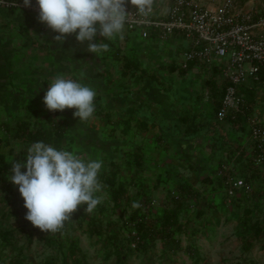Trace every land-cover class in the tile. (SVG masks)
I'll return each mask as SVG.
<instances>
[{
    "label": "trees",
    "instance_id": "1",
    "mask_svg": "<svg viewBox=\"0 0 264 264\" xmlns=\"http://www.w3.org/2000/svg\"><path fill=\"white\" fill-rule=\"evenodd\" d=\"M16 8L25 12H33L21 7ZM260 15L264 16L263 13ZM42 26L43 23H41L40 29L44 30ZM129 30L125 29L126 39L129 37ZM120 36L121 34L113 40H104L103 43L109 45V50L100 53L99 56L91 53L89 57H80L75 51L70 52V47L67 49L65 46L64 49H67L68 57L62 60L64 69L67 63L79 59V64L84 68V71L81 70V72L83 71L82 74L84 76L89 74L91 83L117 103L127 105L125 101L130 97V91L133 87H138L133 99L136 100L139 96L146 98L139 105L135 104L137 107L139 106L140 109H138L141 112H144L146 108L148 109L150 103L155 108L162 104L160 106L161 111L156 114L153 113L155 116H143L145 114L136 112L137 109L133 105H131V110L127 109L128 115L125 114L127 116H120V121L124 123L135 120L134 125L130 123L121 128L119 138L111 136L115 140L112 143L117 146L114 153H105L99 159L91 157L92 151L85 146L87 137L79 135L80 132L77 130L84 128V131L91 134L93 140L90 138V141H95L98 146L100 144L98 134L101 127L98 126L95 129L90 127L88 121L80 122L78 118L73 116L75 109H65L63 112L49 111L44 106L43 116L39 120L31 121L24 118L18 119L14 123L3 121L1 128L3 132L0 133V185H11L7 179L10 174L11 160L14 158L26 163V149L36 141H44L57 149L65 148L77 155L86 154L91 160L103 162L99 174L103 190L97 193L102 197V202L90 213L84 211L86 205L78 207L72 215V220L65 222L64 228L60 232L55 234L43 232L44 243L58 251L56 256L48 255L44 259V263L94 264L88 260V255L82 250L78 237L73 234L77 228L86 226L89 235H97L103 242L104 246L101 251H104L106 259H113V264H133L131 262L133 254L140 255L141 264H180L175 255L182 249L181 233L187 232L189 235L195 236L201 231L211 237L214 231V226L208 222V217L204 218L207 210L204 207L198 208L186 203V200L192 201L193 198L199 199V197H208L209 203L212 202L215 207L223 210L227 206L226 198L230 197L232 203L236 204V209H232V215L237 216L235 228L236 233L242 239L243 250L245 252L251 251L257 242L262 243L261 245L264 247V161L258 162V152L254 141L253 144H246L251 138L248 118L253 116L252 110L257 106L259 92L264 89V70L260 71L258 80L240 86L247 99L245 112L236 113V115L229 114L225 119L220 120L218 113L226 82L218 79L220 67L218 65L212 66L213 75L204 79V84L209 86L210 97L214 102L212 116H206L202 112H197V115L193 113L191 116H186L187 112L184 113L179 108L178 110L175 109V105L170 103L169 92L171 87L169 86V90L165 88L163 84L165 80L163 78L160 81L157 79L159 81L157 88L153 85L154 74L150 73L139 59L128 55L127 45L123 49L119 46ZM140 36H142L141 33ZM145 38L158 39L154 31ZM99 39L103 40L97 35L95 42ZM170 40L172 39L166 41L170 42ZM107 54L110 56L106 59ZM99 57L105 58L102 60ZM69 58L72 59L71 62L68 61ZM104 61L108 65L105 66ZM193 65L194 62H190L187 68H181L176 61L171 60L167 67L171 71L179 70V73L185 75ZM103 66L106 68L104 69ZM159 66L163 67L162 65ZM66 71L69 72V68ZM113 71L117 75H113ZM62 72L65 73V70ZM41 82L46 89L51 83L46 76L42 78ZM8 93L5 92V94ZM175 94H178L180 98L190 97L183 96L179 92H175ZM98 100L96 97L94 98V113L98 116L105 115L106 113H104ZM176 100H179L177 96ZM161 112L164 116H159ZM102 117L105 119L104 116ZM111 120L109 117V121ZM117 122L118 124L121 123ZM220 122L223 123L220 124ZM260 123L264 127V122ZM131 129L134 131L132 138L129 136ZM135 134L137 136L142 134L146 139L148 138V143L147 145L144 143L146 146L143 143H133L131 150V148H127L129 145L127 142H133L132 139L137 138ZM12 140H14L15 147L8 148ZM204 140L208 143H204ZM76 143L80 144L78 148L75 147ZM203 144H206L210 151L200 150ZM159 147L166 150L174 147L175 149L172 151L177 150V153L175 151L173 153L177 156L174 159L169 156L162 159L164 164L169 163L168 160L170 159L175 171H172V166L160 165L159 152L156 151V155L153 152ZM197 148L200 152L197 151ZM190 150L197 151L198 154L191 156ZM18 151L20 152L17 153ZM150 154L153 155V158L150 157ZM179 154L188 157L182 158L179 157ZM210 162H215V165L210 167ZM161 166L165 167L164 173L157 175L153 168L160 169ZM227 166H229L228 169H226ZM179 168L183 173L178 171ZM185 170H189V176L184 173ZM22 171H26V169L22 168ZM146 171H151L150 176L152 178L146 175ZM231 174L244 179L251 186V190L235 188L234 192L230 194L226 178ZM172 179H174L173 187H168L167 184ZM176 179L179 181L175 182ZM197 184L203 187V192H200V189L196 187ZM160 185L165 188L167 202L155 208V206L152 207L153 204L151 203L153 199L152 190L153 187L157 189ZM217 194L219 195L215 199ZM172 200L174 204L169 206ZM134 203L139 206L134 207ZM190 205L194 208H191ZM22 208L27 210L24 207V201ZM128 209L131 210L126 213ZM182 213L192 220L193 226H188L185 229L186 222L181 221ZM2 215L7 216V213L3 212ZM202 218H204V224L198 227L197 224L201 222ZM39 231H41L39 228L33 227L32 230L25 232L27 246L33 243V237ZM0 239L12 249L13 247L16 248L17 239L12 230L0 228ZM157 240H161L162 244L159 253L154 251ZM184 251H187L192 259L189 264H208L202 257L200 248L194 239L189 240ZM21 253L22 251L9 259L0 256V261L4 260L5 264H26V258ZM183 264H186L185 261Z\"/></svg>",
    "mask_w": 264,
    "mask_h": 264
},
{
    "label": "rangeland",
    "instance_id": "2",
    "mask_svg": "<svg viewBox=\"0 0 264 264\" xmlns=\"http://www.w3.org/2000/svg\"><path fill=\"white\" fill-rule=\"evenodd\" d=\"M202 4L207 6H215L219 4L222 0H199ZM159 4L161 5L160 10L162 12L165 11L168 5H170L173 0H158ZM240 7L242 10H250L253 8L254 14L260 15L264 14V0H240L239 2ZM125 29L129 30L128 28H124V31L122 32L120 39H119V46L123 49L126 47L128 50V55L133 56L134 58H137L141 61L143 66H146L148 68V71L154 74V80L153 85H155L157 88L159 87V81L163 78L165 82L163 84L165 85V88L169 90V86L171 87V91L169 92V95L171 97L170 103L175 105V109L178 110L182 109L184 113H186V116H191L193 113L198 114L197 112H202L206 116H212L213 112V99L210 97V88L209 86H206L204 84V79L207 77L213 75V72L210 71L208 67H205L204 65L193 61L194 65L190 67L185 75L179 73V70L171 71L168 69L167 64L171 60L176 61L179 64V61L182 57L183 49L187 47V44L184 39L181 37L180 41L175 44H170L169 42H162L158 39H146L145 37L140 36L139 30H129L128 32V38H125ZM16 32H13L15 34ZM33 33L35 38L40 40L39 46L34 47L33 42L31 39L22 37L20 33L18 36L28 44L25 46H20L19 51L15 50L14 55L7 56L3 58V61L5 63H10L13 66V73H9L8 76H10L9 83L7 82H0V93L6 92L8 94H0V133L3 131L1 130L3 121H10L15 122L18 119H30L31 121H36L42 118L43 111H44V103H43V97L48 88L44 86V84L41 82V77H48L50 81H52L58 74H63L66 76V78L71 77V79L76 80L80 83H83L87 86L92 87L96 91V98L99 99L98 102L102 105L105 115L98 116L96 113L93 114L91 118H89L87 123L92 128H98V126L101 127L98 138L100 140V144L97 146L95 141H90L91 134L84 131V128H79L77 132L79 131V135H83L87 137L86 140V147L92 151L90 154L92 158H100L105 153H114L116 151V145L112 143V141H115L111 138V136H116L119 138L121 128L128 126V124L134 125L133 122L127 121L126 123L120 121V116H127V105L126 104H120L117 103V101H114L113 99H110L109 96L107 97L104 92H102L100 89L95 87V84L91 83V80L89 79V74L83 75L82 72L84 71V68L79 64V59L74 60L72 63H67V65L64 67L65 73L62 72L59 68V59L56 57V54L52 51V44L55 42L53 37L57 35V33L53 31H45L40 28H33ZM32 34V33H31ZM11 35V32H10ZM13 35V37L16 39V36ZM33 35V34H32ZM27 36V35H26ZM73 37L72 35H69V37ZM75 37V36H74ZM73 37V38H74ZM68 38V37H67ZM3 39L6 40L7 37L3 36ZM29 39V40H28ZM101 42L99 39L97 43ZM73 44V42H66V45L70 47L71 49L74 48L75 45H69ZM76 43H78L76 41ZM75 44V43H74ZM80 48L83 49L81 52V55L84 54L83 57H86L89 53L87 51V42L84 44L78 43ZM49 45L48 50L46 51V47ZM76 47V46H75ZM44 49V50H43ZM68 49V48H67ZM44 51V52H43ZM71 52V50H69ZM51 52V53H50ZM83 53V54H82ZM72 55V54H71ZM90 56V54H89ZM88 56V57H89ZM110 55H106V59ZM68 57V56H65ZM63 59H67V58ZM99 58H105V57H99ZM92 59V58H91ZM81 60V59H80ZM69 62L72 61V59H68ZM33 63H40L41 66H43V70L45 71V75L43 73L37 74L36 77L29 73V70L27 68L28 65ZM105 66L108 65L106 61L103 63ZM159 65H162L163 67H160ZM105 66L104 69L106 68ZM180 66V64H179ZM20 68V70L15 69ZM27 68V69H26ZM69 68V72L66 71V69ZM24 69V71H22ZM81 70H83L81 72ZM113 75H117L113 71ZM1 76V75H0ZM40 77L39 79H37ZM36 78V79H35ZM32 79V80H31ZM159 81H158V80ZM34 80V81H33ZM108 84V82H107ZM147 85V82H145ZM154 86V87H155ZM138 87H133L132 91H130V99L132 100L135 98V91H137ZM175 92H179L181 95L190 96V97H184L180 98L178 94H175ZM13 93V94H12ZM16 93V94H15ZM180 95V96H181ZM31 96V97H30ZM176 96L179 100H176ZM138 99L140 101L146 100L145 96H139ZM135 100V99H133ZM154 104V103H153ZM162 104L158 105L157 108H155L154 105H151L144 109V112L139 110V106L133 105L136 107V112L138 111L139 114H145L143 116H155L153 113H157L158 111H161ZM181 106V107H180ZM139 108V109H138ZM126 111L124 112V110ZM132 112V111H131ZM253 115L258 118L260 122H264V89L259 92V96L257 97V106L253 108L252 110ZM127 113V115H125ZM121 114V115H120ZM201 114V113H200ZM199 114V116H200ZM104 116L105 119L102 117ZM132 116V115H129ZM137 116V115H135ZM134 116V117H135ZM164 116L163 112H161V115ZM195 116V115H194ZM109 117H111V121H109ZM130 118V117H129ZM121 122L118 124V122ZM223 122H220L222 124ZM134 129V128H133ZM131 129L129 132L130 138L133 137L134 131ZM135 130V129H134ZM2 131V132H1ZM95 132V131H94ZM135 132H137L135 130ZM140 133H144L142 131H139ZM89 134V135H88ZM142 134L136 135L137 138L132 139L133 142H127L129 145L127 148H131L133 143L135 144H142L144 146L147 145V140L145 136H142ZM146 135V134H145ZM91 140H93L91 138ZM118 140V139H117ZM129 140V139H128ZM90 141V143H89ZM206 140H204V143H208ZM102 142V143H101ZM81 143V142H80ZM146 143V145L144 144ZM253 144V140L251 138L248 139L246 144ZM11 145H8V148L11 146L15 147L14 140L11 141ZM76 148L80 144L76 143ZM245 144V146H246ZM204 147V148H203ZM107 149V150H106ZM170 149V150H168ZM167 150L164 149H155L153 152L154 155H156L157 152H159V156L161 159L160 165L165 166H172V171H175L173 168V162L169 159L168 162L164 164L162 162V159L166 158L167 156L171 158H175L173 153L175 150L172 151L173 148H168ZM16 150V148H15ZM87 150V149H86ZM200 150L202 151H210V148L206 146V144H203L202 147H200ZM199 148H197V151L200 152ZM157 151V152H156ZM169 151V152H168ZM191 156L196 155L197 151L190 150ZM177 153V150L175 151ZM180 152V151H179ZM198 154V153H197ZM85 160H91L89 156L86 154H78ZM179 154V157L187 158L188 156ZM150 157L153 158V155L150 154ZM154 161V159H153ZM155 163V162H153ZM215 165V162H210V167H213ZM165 167L161 166V168H153V171L159 175L160 173L163 174V169ZM229 166L226 167L228 169ZM180 169V168H179ZM170 170V169H169ZM171 171V172H172ZM181 172L182 170H178ZM174 174V172H172ZM183 173V171H182ZM184 173L189 176V170H185ZM151 171H146V175L150 176ZM150 178H152L150 176ZM173 183H172V182ZM169 181L167 184L168 187H173L174 179ZM179 180L176 179L175 182H178ZM171 184V185H170ZM196 187L200 189V192H203V187L200 186V184H197ZM0 228H8L13 231V234L15 238L17 239L16 248L6 245L2 242L0 239V256L4 259L12 258L16 255H18L21 251V255L26 258V264H46L44 263V259L48 255H54L56 256L58 254V251L50 248L47 246L43 239V231L36 232L33 237V243L30 246H27V241L25 238V232L32 230L34 227L31 222L27 221L25 219V215L27 210H24L22 208V197L18 191V187L14 186L12 183L11 185H0ZM152 188V187H151ZM105 195V194H104ZM166 191L165 188L160 185L157 189L153 187L152 190V207L155 206V208L160 205L167 202V197H165ZM217 194L215 196V199H217ZM208 197L195 199L193 198L192 201L186 200L187 204H192V206L201 208L204 207L207 212L204 216V218L208 217V222L214 226V231L212 236H208L207 233H202L201 231L195 236L189 235L187 232H183L180 234L181 237V246L182 249L179 250V252L175 255V257L179 260L180 264H183L185 261L186 264H189L192 262L191 257H189L187 251H184V248L189 243V240L194 239L196 244L199 246L201 255L205 259V261L208 264H264V247H262V243L257 242L255 244V247L249 251L245 252L242 248V239L241 237L236 233V225H237V216H233L232 209H236V204L232 203L231 198H226V209L223 210L222 208H217L214 206V204L211 202H208ZM178 199V198H177ZM207 199V200H206ZM173 200L170 201L169 206H172ZM210 206V207H209ZM238 206V205H237ZM191 207V205H190ZM194 208V207H191ZM131 209H128L126 213H129ZM193 210V209H191ZM3 212L7 213V216H3ZM192 213V211H191ZM204 218L201 219V222L198 223V227L202 226L204 224ZM230 218V219H229ZM181 221L186 222L185 229L188 226H193L192 220L185 217V215L182 213L181 215ZM73 234H75L79 241L80 246L83 251L87 253L88 260L94 264H113V259H106L104 251H101L104 244L103 242L98 238L97 235L91 236L87 232L86 226L83 228H77L75 231H73ZM161 240H157L156 242V248L154 251L156 253L160 252L161 249ZM59 258L57 259L58 262ZM5 261H0V264H5ZM72 261L70 260V263ZM131 262L133 264H141L140 255L133 254L131 258Z\"/></svg>",
    "mask_w": 264,
    "mask_h": 264
},
{
    "label": "clouds",
    "instance_id": "3",
    "mask_svg": "<svg viewBox=\"0 0 264 264\" xmlns=\"http://www.w3.org/2000/svg\"><path fill=\"white\" fill-rule=\"evenodd\" d=\"M38 21L57 33L53 39L63 44L69 35L78 43L87 42V51L99 56L109 50L104 40H113L122 34L128 23L126 5L137 13L147 15L155 0H35ZM31 7L32 0H23ZM99 35L103 40L95 42ZM96 91L63 74L49 84L43 103L49 111L75 109L73 116L87 121L95 112ZM18 151L17 153H19ZM26 163L11 160L7 179L18 187L27 209L25 219L48 234L60 232L65 222L81 205L92 212L102 202L97 195L103 190L99 179L103 162L85 160L73 151L57 149L44 141L33 142L26 149ZM26 169V171H22ZM138 207V204L133 205Z\"/></svg>",
    "mask_w": 264,
    "mask_h": 264
},
{
    "label": "built area",
    "instance_id": "4",
    "mask_svg": "<svg viewBox=\"0 0 264 264\" xmlns=\"http://www.w3.org/2000/svg\"><path fill=\"white\" fill-rule=\"evenodd\" d=\"M240 0H222L215 6H207L199 0H173L164 12L155 0L152 11L147 15L137 13L131 4L126 5L130 14L125 28L139 30L143 37L152 31L161 41L181 37L187 47L183 49L181 68L196 61L211 71L220 67L219 80L226 86L218 113L220 120L229 114L244 113L247 99L240 86L258 80L264 70V16H256L253 8L242 10ZM0 6L21 7L39 13L38 5L32 0L31 7H24L23 0H0ZM45 31H52L43 23ZM251 140L257 149L258 162L264 161V127L257 117L250 116ZM229 193L235 188L251 190L242 178L233 174L226 178Z\"/></svg>",
    "mask_w": 264,
    "mask_h": 264
},
{
    "label": "crops",
    "instance_id": "5",
    "mask_svg": "<svg viewBox=\"0 0 264 264\" xmlns=\"http://www.w3.org/2000/svg\"><path fill=\"white\" fill-rule=\"evenodd\" d=\"M41 22L38 21V13L35 12H25L24 10H21L19 8L16 7H10V8H6L3 6H0V82H7L9 83V79L10 76L9 73H13V66L9 63H5L3 61L4 57L9 56H13L15 50L19 51V47L21 46H25L26 44H28V42L26 43L25 40L23 41L18 34L15 35L16 33H20V35H22V37H24L26 39L27 38H31L33 41V46L37 47L39 46L40 40L35 38L34 33H33V28H40ZM11 32V35H10ZM16 32L15 35L16 39L13 37L12 33ZM33 35H32V34ZM27 35V36H26ZM3 36H6L7 39L4 40ZM73 36V35H72ZM74 37V36H73ZM69 37L66 39V41L63 44H60L58 42H54L52 44L53 48L52 51L56 54V57H58L59 61V68L60 70L63 69V64H62V60L65 56H67V49L65 50L64 47L66 46L67 48L68 45H66V42L70 43L73 42L72 44L69 45H75L73 49H71V51H75L76 53H78L77 55L80 57H83V55H81V52L83 49L80 48L79 44L76 43V39L75 37ZM28 39V40H29ZM180 41V38H175L170 40V44H175L177 42ZM23 48V47H22ZM49 45L46 47V51L48 50ZM44 50V49H43ZM44 52V51H43ZM51 53V52H50ZM91 55V53H89ZM89 54L87 56H89ZM43 66L40 65V63H33L27 66L29 73L32 75L31 77L33 78L36 77L37 74H41L43 73V75H45V71L42 68ZM26 68V69H27ZM20 70V68H15ZM22 71H24V69H22ZM45 73V74H44ZM40 77H38L37 79H39ZM43 77H41L42 79ZM69 78V76H68ZM3 96L5 94V92L1 93ZM13 94V93H12ZM16 94V93H15ZM129 101V104H128ZM140 100L136 99V100H129V98L126 99L125 103H127V109L131 110V105H139L140 104ZM127 110V111H128ZM126 110H124L125 112Z\"/></svg>",
    "mask_w": 264,
    "mask_h": 264
}]
</instances>
